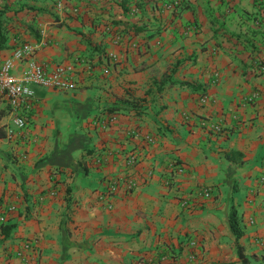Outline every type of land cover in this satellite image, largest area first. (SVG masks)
<instances>
[{
	"label": "crops",
	"instance_id": "0c3cea01",
	"mask_svg": "<svg viewBox=\"0 0 264 264\" xmlns=\"http://www.w3.org/2000/svg\"><path fill=\"white\" fill-rule=\"evenodd\" d=\"M17 41L92 73L35 87L26 145L0 96V264H264V0H0Z\"/></svg>",
	"mask_w": 264,
	"mask_h": 264
},
{
	"label": "built area",
	"instance_id": "2783aa9c",
	"mask_svg": "<svg viewBox=\"0 0 264 264\" xmlns=\"http://www.w3.org/2000/svg\"><path fill=\"white\" fill-rule=\"evenodd\" d=\"M178 0H172L173 4H177ZM47 41L42 43L46 46ZM38 44H32L24 41H17L12 49V53L0 59V96L3 97L9 107L10 124L7 125L5 137L15 143L19 141L24 145L29 143L27 133L28 113L31 103L35 98V87L47 89H55L59 91L77 90L82 85V73L91 74L92 67L89 64L84 65L85 68L76 67L75 64L62 65L57 64L48 67L44 63H38L33 60V56L38 49ZM25 65L18 71V65ZM258 71L264 73V63L258 65ZM217 81V78L215 79ZM257 97L254 91L247 99V103L253 102ZM210 131L221 133L220 124L213 123ZM130 161H135V156H130ZM124 182L118 177H109L106 180V192L100 196L104 201L107 209H112L113 203L111 198L115 196ZM203 196L210 197L213 195L211 187H200ZM187 199L183 198L180 202L181 206L188 205ZM13 209L7 206L6 211ZM6 212L0 213V226L5 222ZM193 244V243H191ZM30 244L25 243L21 250L16 252V257L21 260V264H27V250ZM193 256H191L192 258Z\"/></svg>",
	"mask_w": 264,
	"mask_h": 264
},
{
	"label": "trees",
	"instance_id": "16d2710c",
	"mask_svg": "<svg viewBox=\"0 0 264 264\" xmlns=\"http://www.w3.org/2000/svg\"><path fill=\"white\" fill-rule=\"evenodd\" d=\"M226 221H227V224H228L229 229L232 232V234L236 237V239L239 238L242 235L243 231H242L241 226L239 224V219L237 217V213L234 209H232L230 211ZM238 252H239L240 258L242 259L243 264H246V260L243 257L240 248H239Z\"/></svg>",
	"mask_w": 264,
	"mask_h": 264
}]
</instances>
